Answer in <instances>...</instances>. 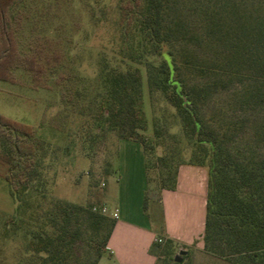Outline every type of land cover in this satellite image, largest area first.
<instances>
[{"label":"rangeland","instance_id":"rangeland-1","mask_svg":"<svg viewBox=\"0 0 264 264\" xmlns=\"http://www.w3.org/2000/svg\"><path fill=\"white\" fill-rule=\"evenodd\" d=\"M247 9L259 0H237ZM119 0H25L27 11L22 38L33 28L41 35L59 38L66 59L59 69L64 79L54 84L57 73L50 75V88L32 89L28 76L17 70L19 83L0 80V113L36 128L44 141L31 187L20 200L10 193L9 183L0 178V264H23L29 260V239L47 228L46 214L55 202L67 201L85 208L108 209V216L147 223L156 234L162 224L161 205L154 199L165 168V158L172 170H195V182L201 184L205 198L209 193V161L197 165L191 160L190 145L177 127L173 109L159 96H151L146 83L145 61H156L137 48L117 24ZM199 0H168L167 19L180 18L187 27V37L170 44L180 65L189 53L198 59L210 58L214 49L202 40L203 19L194 7ZM264 4V2H261ZM139 68L142 76V120L134 119L126 109L111 113L100 102L115 94L114 76L130 75ZM191 69L179 70L188 87H198L202 79ZM246 75V74H245ZM175 78V77H174ZM252 76L247 73L245 81ZM237 83L216 92L199 106L207 127L217 130L221 149L236 157L264 154V142L258 141L257 127L264 119L262 111L242 110L231 99ZM44 114V115H43ZM44 118L42 122L41 118ZM160 120V122L158 121ZM154 121L159 136L154 134ZM143 125L146 126L143 129ZM224 132V134H223ZM132 134L133 139L124 137ZM145 138L143 143L141 140ZM191 177V178H192ZM104 206V205H103ZM149 219V220H148ZM115 220V218H114ZM203 231L188 245L176 246L182 264H228V254L205 249ZM88 230L82 229L71 258L72 264L89 260L95 241L89 242ZM157 238V237H156ZM160 246L165 247L164 238ZM104 249V248H103ZM107 258L108 252L102 253ZM98 263V262H97ZM157 264H162L158 257Z\"/></svg>","mask_w":264,"mask_h":264},{"label":"trees","instance_id":"trees-1","mask_svg":"<svg viewBox=\"0 0 264 264\" xmlns=\"http://www.w3.org/2000/svg\"><path fill=\"white\" fill-rule=\"evenodd\" d=\"M24 1L0 0V80L17 84L20 80L16 71L21 70L28 76L30 88H50V75L57 73L53 79L56 85L65 77L59 69L66 53L59 38L41 35L35 28L26 40L22 38L28 14ZM259 1L257 6L247 9L237 0H199L194 9L203 19L201 38L214 49V55L198 59L189 53L180 65L170 44L184 40L187 27L178 17L167 19L168 0L118 2V26L132 39L137 38L142 55L157 58L156 63L145 61L148 92L161 96L173 109L172 118L190 145L191 160L197 165L209 161L202 239L206 250L227 253L228 264H264V154L239 158L230 151L224 152L217 130L204 124L199 106L218 88L237 83L232 101L242 110L264 114V0ZM180 68L191 69L202 83L188 87L179 75ZM247 73L252 76L248 82ZM113 79L115 94L100 102V111L108 102L111 113L118 114L125 96V108L134 119L142 120L139 68L128 76L119 74ZM157 125L154 121L156 137ZM257 130L258 141L264 142V119ZM124 137L134 138L131 133ZM43 146L34 126L0 113V178L9 183L16 201L31 187ZM161 159L169 169L162 175L160 187L174 189L177 167L172 170L170 164L165 165L169 160ZM114 222V218L92 208L55 202L45 217L47 228L36 239L28 240L30 257L23 264H72L82 229L88 230L89 242L96 243L88 254L89 260L80 264H97ZM160 242L156 239L153 248L162 257V264H182L174 260V241L166 239L165 247Z\"/></svg>","mask_w":264,"mask_h":264},{"label":"crops","instance_id":"crops-1","mask_svg":"<svg viewBox=\"0 0 264 264\" xmlns=\"http://www.w3.org/2000/svg\"><path fill=\"white\" fill-rule=\"evenodd\" d=\"M195 173L182 169L174 189L160 188L154 192L163 214L160 234L154 233L147 223L119 219L116 215L104 248L109 256L101 255L97 264H157L153 248L156 239H172L178 248L190 244L200 229L203 231L206 213L205 191L192 177Z\"/></svg>","mask_w":264,"mask_h":264},{"label":"built area","instance_id":"built-area-1","mask_svg":"<svg viewBox=\"0 0 264 264\" xmlns=\"http://www.w3.org/2000/svg\"><path fill=\"white\" fill-rule=\"evenodd\" d=\"M94 211H99V212H101L102 214H108V209L105 207V206H101L99 209L98 208H96V207H93L92 208ZM112 216L113 217H116V213L114 212L113 214H112ZM158 241H161V239H157Z\"/></svg>","mask_w":264,"mask_h":264},{"label":"water","instance_id":"water-1","mask_svg":"<svg viewBox=\"0 0 264 264\" xmlns=\"http://www.w3.org/2000/svg\"><path fill=\"white\" fill-rule=\"evenodd\" d=\"M185 252H186L185 250H180V251H179V254H184ZM179 254H175V255H174V260H175L176 262H179V261L181 260Z\"/></svg>","mask_w":264,"mask_h":264}]
</instances>
